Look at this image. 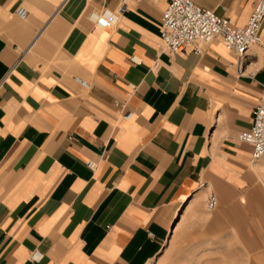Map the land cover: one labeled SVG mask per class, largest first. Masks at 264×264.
<instances>
[{
    "label": "crops",
    "instance_id": "1",
    "mask_svg": "<svg viewBox=\"0 0 264 264\" xmlns=\"http://www.w3.org/2000/svg\"><path fill=\"white\" fill-rule=\"evenodd\" d=\"M191 1L238 27L253 8ZM166 5L0 0V264H150L172 230L264 217V159L237 139L264 99V20L239 67L218 41L164 51Z\"/></svg>",
    "mask_w": 264,
    "mask_h": 264
},
{
    "label": "built area",
    "instance_id": "2",
    "mask_svg": "<svg viewBox=\"0 0 264 264\" xmlns=\"http://www.w3.org/2000/svg\"><path fill=\"white\" fill-rule=\"evenodd\" d=\"M121 8L119 13L127 9L129 1L133 3L156 2L162 0H119ZM167 5L161 16V38L164 51L176 54L190 52L200 56L213 42H220L224 48L236 55L243 62L249 52L261 47L263 42L259 35L260 26L264 20V0H252V12L244 27L235 26L229 19L219 17L214 12L196 6L191 0H163ZM17 16L25 19L26 11L17 10ZM116 22V15L104 13L97 20L102 27L111 29ZM84 90L90 86L77 78L74 80ZM132 115L127 114L125 119ZM238 141L249 145L252 149L253 162L264 159V99L252 111L251 126L241 132ZM91 170L93 163H88ZM217 207L213 195L208 197L206 210L213 212Z\"/></svg>",
    "mask_w": 264,
    "mask_h": 264
},
{
    "label": "rangeland",
    "instance_id": "3",
    "mask_svg": "<svg viewBox=\"0 0 264 264\" xmlns=\"http://www.w3.org/2000/svg\"><path fill=\"white\" fill-rule=\"evenodd\" d=\"M254 215L240 235L236 230H172L150 264H264V217Z\"/></svg>",
    "mask_w": 264,
    "mask_h": 264
},
{
    "label": "bare ground",
    "instance_id": "4",
    "mask_svg": "<svg viewBox=\"0 0 264 264\" xmlns=\"http://www.w3.org/2000/svg\"><path fill=\"white\" fill-rule=\"evenodd\" d=\"M185 205H186V204H185ZM183 206H184V205H183ZM183 208H184V207H182V209H181V210H183ZM173 232H174V231H173ZM171 233H172V231H171Z\"/></svg>",
    "mask_w": 264,
    "mask_h": 264
}]
</instances>
